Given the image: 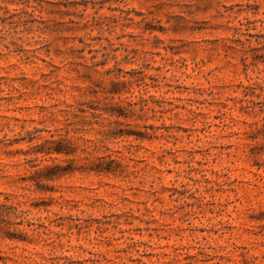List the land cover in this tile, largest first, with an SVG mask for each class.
<instances>
[{"label":"rangeland","instance_id":"374dc122","mask_svg":"<svg viewBox=\"0 0 264 264\" xmlns=\"http://www.w3.org/2000/svg\"><path fill=\"white\" fill-rule=\"evenodd\" d=\"M0 264H264V0H0Z\"/></svg>","mask_w":264,"mask_h":264},{"label":"trees","instance_id":"16d2710c","mask_svg":"<svg viewBox=\"0 0 264 264\" xmlns=\"http://www.w3.org/2000/svg\"><path fill=\"white\" fill-rule=\"evenodd\" d=\"M32 141V140H31ZM44 143H48V140H46ZM43 153L47 154H54V153H66L68 154L70 151H66V149L62 148L61 142H58L56 147H49V148H43ZM61 174H63V169L59 165H46L42 170L39 172V175L41 178L52 180L57 177H59Z\"/></svg>","mask_w":264,"mask_h":264}]
</instances>
